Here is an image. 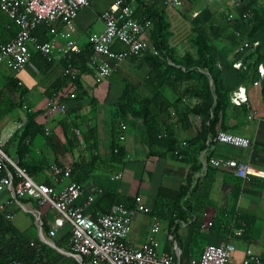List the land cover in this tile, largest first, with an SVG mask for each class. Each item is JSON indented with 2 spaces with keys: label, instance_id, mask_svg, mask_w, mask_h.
<instances>
[{
  "label": "crops",
  "instance_id": "crops-1",
  "mask_svg": "<svg viewBox=\"0 0 264 264\" xmlns=\"http://www.w3.org/2000/svg\"><path fill=\"white\" fill-rule=\"evenodd\" d=\"M115 1L94 0L90 6L80 11L75 21L73 38L84 50L82 55L68 58L60 57L43 74L37 67L38 61L34 58L37 56L35 54L37 50L31 46L33 56L19 75H14L5 65L0 66V88L7 81V78L13 77L19 81V85L27 89V94L22 99V103L21 100L17 99L15 108L11 112L14 114L9 113L0 121V139L8 135L13 137L18 130L24 128L27 109L32 112H39L37 124L41 125L42 129L50 127L51 133L46 134L41 129L36 137L26 140L25 143L30 149L22 153L25 155L24 161L31 162L35 157L39 163L43 162L45 167L43 172L38 174L37 178L34 177L38 182H51L49 171L53 163H59L63 166H71L75 163L81 165L84 168L82 172L84 178L81 182L83 193L77 204L83 206L85 212L93 216L106 213L110 209L99 204L104 190L114 191L120 197L134 201L135 206L144 205L153 210L159 187L164 185L174 189L178 188L180 179L177 174L186 167L180 161L168 158L163 147H148L139 130H128L126 140L122 143L125 154L130 155L133 159L128 160L127 158L119 166L111 164L110 109L119 102L126 79L132 78L143 82L150 71L147 64L129 56L118 65V69L111 77L101 82L96 81L95 71L90 66L92 41L96 35L104 31L105 26L101 20V14ZM162 1L131 0V4L135 7L140 5L144 7L146 4L152 7L153 2H157L155 7L163 12L168 23L170 47L176 49L180 54H183L184 50L190 46V38L196 28L205 24H220L224 27L227 25L226 17L228 15L232 17L238 15V9L234 8L233 0H180V4L174 7L165 6ZM249 1H253L254 6L260 10V14L264 18V0H248V3ZM248 3L247 7H249ZM55 26L58 29L62 28L59 23ZM18 31V25L13 23L5 13H0V41L9 42ZM234 36L231 31L224 34L213 43V47L226 85L237 92L238 86L242 84L239 79V71L247 70L249 62L242 55L241 45L243 41L241 39L236 40L237 37ZM35 37L40 43L64 44L63 39L50 34L46 24H41L38 27L35 31ZM256 40L260 42L258 65L264 66V28L256 35ZM144 41L148 49L153 48L152 31L145 35ZM115 48L127 50V47L122 43H116ZM238 54L239 56L235 59ZM237 61H243L246 68H233V64ZM73 62L81 75V81L87 93L97 100V109L92 113V106L87 98L74 100L71 95L74 88L71 83L67 82L61 87L57 97L66 105L68 116L50 113L46 108V102L51 94L49 90L53 89V86L63 83L65 70ZM257 67L253 69L257 82L255 84L246 83L244 84L245 89L238 90L246 91L249 104L242 105H245L247 110L250 109V112L248 111L247 116H244L240 121L238 119L233 121L234 124L239 125L234 134L248 138L251 142L250 148L243 150L218 144L213 153L221 158L248 160L254 167L264 171V95H260V76ZM139 91L142 95H149L148 90L144 87H140ZM237 113L235 112V114ZM70 115L82 118L83 122L73 121ZM90 128L97 129V144L93 146L81 142L74 133L76 129H79L83 141V135ZM195 135V130L192 128L179 130L181 142H185ZM45 160L46 162H44ZM92 168L94 171L89 172ZM166 170L170 171L169 175H165ZM226 171H228L226 168L215 169L209 176L210 189L207 210L204 213L205 219L201 224L200 231V240L205 239V244L201 248L203 251L208 244L231 242L235 249L230 260L232 264H242L249 254L264 256V179L250 178L245 180L242 186H237L229 181ZM118 173H122V177L118 180H112L111 177L118 175ZM73 179L75 180L74 177ZM68 182L69 180L64 184ZM8 197L7 192H1L0 205ZM23 202L28 203L30 207L36 206L35 203L26 199ZM42 209L44 212L42 232L37 226L34 215L19 206H7L0 211L4 223L10 227L9 230L21 234L25 248L32 247L34 250L32 256L23 257L19 262L21 264H79L76 259L69 255L71 227L66 225L57 231L55 237H48L57 212L49 206ZM6 213L12 214L13 217L8 219ZM242 213L255 218L251 230L245 233L242 229L235 230L231 227L232 232L223 234L222 229L218 226L219 216L223 214L224 217L229 218V222L233 223L235 218ZM25 215L34 220L30 222V225L24 222ZM152 216V214L138 213L134 217L128 239L130 246L139 247L148 240ZM162 221L163 230L157 235V240L161 250L170 251V243L166 238L167 232L170 230L169 222L163 218ZM208 222L214 223L212 227L207 226ZM190 228V226L184 228L178 226L176 230V239L182 249H188L193 232ZM8 233L6 238H8ZM69 233L70 236H67ZM44 238L51 239L55 247L44 241ZM199 251L196 252L197 255H200ZM12 260L16 259L6 257L5 252L0 253V264H7Z\"/></svg>",
  "mask_w": 264,
  "mask_h": 264
},
{
  "label": "trees",
  "instance_id": "trees-1",
  "mask_svg": "<svg viewBox=\"0 0 264 264\" xmlns=\"http://www.w3.org/2000/svg\"><path fill=\"white\" fill-rule=\"evenodd\" d=\"M124 1L132 5L131 0ZM166 1L163 0L162 3L168 6L165 4ZM153 3L152 7L147 4L144 7L132 5L135 18L141 21H151L152 28L148 33L152 31V49L157 51L158 54L148 49L138 55H130L134 60L147 64L150 71L143 82L132 78L126 79L119 102L110 109V129L112 133L110 161L111 164L119 166L128 158L129 155L125 154L122 145L126 139L120 141V136L123 134L126 136L128 130H139L148 147H163L168 158L186 165L183 171L177 174L180 179L178 188L174 189L164 185L159 187L152 215L167 220L170 229L176 221L189 223L193 232L188 249H183V260L190 261L198 259L203 252L199 243L201 224L205 219L204 213L207 210L209 197V176L215 169H225L211 165L207 174L202 178H198L197 175L202 169L200 154L206 148L208 136L215 135L218 131H227L234 134L239 125L234 124L233 121L235 119L240 121L244 116H247L250 110L245 107L249 104V100L248 103H242L245 104L244 106L242 104H232L230 95L234 93L235 89H230L225 83L223 72L214 53L213 43L230 31L234 35L236 31H239L250 42H253L256 40V35L264 28V18L261 16L260 10L254 6L253 1H249V7L246 6L241 9L242 12L249 9L250 14L248 19H244L245 22L238 19L229 21L226 17L227 25L224 27L220 24H205L196 28L190 38V46L184 50L183 54H180L176 49L170 47L168 41L170 33L165 15L155 7L157 2ZM247 24L250 26L248 27ZM258 49L250 54L243 52L242 55L249 64L247 70L239 71V79L242 84L238 86L237 91L245 89L244 84L246 83L255 84L257 82L253 69L258 66L260 60ZM114 50L121 51L116 49L115 46ZM35 54L37 56L35 55L34 58L39 63L37 67L40 72L45 74L53 63L48 62L40 52L35 51ZM238 56L239 54L235 59ZM73 65L74 62L70 65L69 70L65 72L63 83L57 84L49 90V93H51L49 97L58 94L61 87L69 82L74 88L71 94L72 98L76 101L87 98L92 106V113H94L98 106L97 100L87 93L82 84L81 75ZM12 73L14 72L12 71ZM140 87L147 89L149 95H142L139 91ZM260 92V95H264V80L260 82ZM26 94L27 89L19 85L16 78H7V81L0 88V121L14 110L17 99L21 100L22 103V99ZM15 97H17L16 100H14ZM235 112L238 113L235 114ZM38 115L39 112H32L27 109V119L23 124L24 128L18 130L4 147L5 152L10 157H14L13 159H18V164L25 168L33 178H37V175L43 172L45 168L43 162L39 163L33 157V160L27 163L24 161L25 155H22V153L30 149L25 143L26 140L36 137L43 128L37 124ZM67 116L68 111L64 117ZM71 117L73 121L83 122L80 117ZM122 123L125 124L126 130L122 129ZM46 128L50 127L42 129L45 133ZM190 128L195 130V137L181 142L179 130ZM50 133L51 130L46 134ZM162 134H165V136H162ZM97 138V129L90 128L83 135V143L89 144V146L96 145ZM210 155L215 156L213 152ZM71 166L73 167V177L81 183L84 178L82 173L84 168L77 163ZM227 170L226 175L229 177V181L237 186H242L245 181L236 177L233 171ZM92 171H94L93 168L89 170V172ZM169 174L170 171L166 170L165 175ZM116 203L135 207L134 201L120 197L114 191L104 190L99 201L100 206L111 208ZM254 221L253 216L242 213L232 223L229 222L227 216L224 217L221 214L218 218V226L222 229L223 234L232 232L231 227L235 230L242 229L245 233H248L253 227ZM9 229V225L4 223L3 215L0 212V253L5 252L6 257L18 261L22 260L23 257L32 256L34 250L32 247L25 248L21 234L16 231L12 232ZM7 233L8 238H6ZM175 234L177 237V232ZM67 236H70V233ZM198 250H200V255L196 254Z\"/></svg>",
  "mask_w": 264,
  "mask_h": 264
},
{
  "label": "built area",
  "instance_id": "built-area-1",
  "mask_svg": "<svg viewBox=\"0 0 264 264\" xmlns=\"http://www.w3.org/2000/svg\"><path fill=\"white\" fill-rule=\"evenodd\" d=\"M93 1L0 0V13H5L19 27L17 34L9 42L0 41V66L5 65L19 75L30 62L31 46H34V49L51 63L60 57L82 55L84 50L73 38L75 21L80 11L90 6ZM179 3L180 0L165 2L168 6H175ZM232 3L234 8L238 9V16L228 15V20L238 19L242 22L248 19L249 9L240 11L247 6L248 0H233ZM133 15L134 7L124 0H116L101 14L105 28L93 38L90 51V66L95 71L97 82L104 81L111 76L118 65L130 55H138L148 50L144 37L152 28V23L150 20H138ZM57 23L61 25V29L55 26ZM41 24H46L50 34L63 39L64 44L40 43L35 37V31ZM235 35L243 41L241 50L247 54L255 52L260 46L258 40L250 42L239 31H236ZM117 42L125 45L127 50H114ZM151 51L158 54L153 49ZM233 67L246 68L243 61L235 62ZM69 68L70 65L65 72ZM257 71L260 83L264 80V66L258 65ZM230 100L232 104L239 105L248 103L249 97L246 91L242 90L232 93ZM46 108L50 113L61 115H66L68 111L66 105L58 99L57 94L47 100ZM122 129L126 130L123 123ZM45 131L49 133L50 129L46 128ZM75 133L77 138L83 142L81 131L76 129ZM11 138L12 135H8L0 139V193L9 194V197L0 205V211L7 206L17 205L34 215L37 226L42 232L44 224L42 208L46 206L53 208L57 216L49 230L48 237H55L59 229L69 225L72 232L69 255L79 264H232L230 259L235 246L231 242L208 244L198 259L184 261L183 249L175 235L178 226L181 228L189 226V223L183 221H176L167 232L166 238L170 243V251L161 250L157 235L163 230V221L158 216H152L148 240L139 247L130 246L128 239L134 217L138 213L152 214V209L144 205L128 207L123 203H116L106 213L95 216L86 213L85 208L77 204L82 196L83 186L73 179V167L53 163L49 171L51 182H38L18 164V159H13L5 152L4 147ZM125 139V134L120 136V141ZM217 144L230 145L243 150L251 146L248 138L227 131H218L215 135L208 136L206 148L200 154L202 169L197 175L198 178L204 177L209 166L212 165L229 169L236 177L244 181L250 178L264 179V171L254 167L248 160L218 158L210 155ZM128 159L133 158L129 155ZM121 177L122 173H118L111 178L118 180ZM68 180L69 182L64 184ZM25 199L35 203L36 206L30 207L28 203L25 204L23 202ZM6 217L11 219L13 215L6 213ZM212 224L208 222L207 226L212 227ZM44 241L55 247L51 239L44 238ZM7 264L21 263L12 260ZM242 264H264V256L249 254Z\"/></svg>",
  "mask_w": 264,
  "mask_h": 264
},
{
  "label": "rangeland",
  "instance_id": "rangeland-1",
  "mask_svg": "<svg viewBox=\"0 0 264 264\" xmlns=\"http://www.w3.org/2000/svg\"><path fill=\"white\" fill-rule=\"evenodd\" d=\"M238 16V15H237ZM11 114H14V112L13 113H11ZM12 158H14V157H12ZM36 181H38V180H36ZM23 216V215H22ZM24 222L26 223V224H28V225H30V222H33L34 220L32 219V217H29L28 215H25V217H24ZM200 246H202V245H204L205 244V239H201L200 240Z\"/></svg>",
  "mask_w": 264,
  "mask_h": 264
}]
</instances>
